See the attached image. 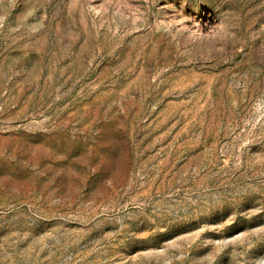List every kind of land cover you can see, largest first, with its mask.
Listing matches in <instances>:
<instances>
[{
	"label": "rangeland",
	"instance_id": "obj_1",
	"mask_svg": "<svg viewBox=\"0 0 264 264\" xmlns=\"http://www.w3.org/2000/svg\"><path fill=\"white\" fill-rule=\"evenodd\" d=\"M0 264H264V0H0Z\"/></svg>",
	"mask_w": 264,
	"mask_h": 264
}]
</instances>
